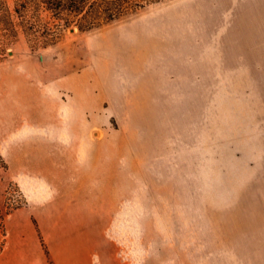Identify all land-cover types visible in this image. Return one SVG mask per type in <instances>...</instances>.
<instances>
[{"label":"rangeland","instance_id":"1","mask_svg":"<svg viewBox=\"0 0 264 264\" xmlns=\"http://www.w3.org/2000/svg\"><path fill=\"white\" fill-rule=\"evenodd\" d=\"M2 48V232L33 211L54 264L49 200L105 264H264V0H162Z\"/></svg>","mask_w":264,"mask_h":264},{"label":"trees","instance_id":"2","mask_svg":"<svg viewBox=\"0 0 264 264\" xmlns=\"http://www.w3.org/2000/svg\"><path fill=\"white\" fill-rule=\"evenodd\" d=\"M162 0H13L10 12L0 0V56L2 46L20 31L32 49L56 45L64 32L76 27L89 31L128 17Z\"/></svg>","mask_w":264,"mask_h":264},{"label":"crops","instance_id":"3","mask_svg":"<svg viewBox=\"0 0 264 264\" xmlns=\"http://www.w3.org/2000/svg\"><path fill=\"white\" fill-rule=\"evenodd\" d=\"M24 185L31 203L37 202L41 195L38 191V184L31 181L30 185L25 183ZM75 185L73 195L78 199L82 196L79 191L80 182H75ZM33 213L31 210L19 209L8 214L4 219L3 232L0 230V264H49L33 221L35 217ZM77 214L57 212L54 203L49 200L46 204L45 219L49 221L47 231L52 232L56 228V221H64L62 233L59 234L58 245L53 248L48 243L49 254L53 263L94 264L91 255L95 253L99 264H105L99 246H94L92 251L87 249L85 240L82 238V225L75 222L80 220ZM37 224L43 234L44 230L40 219Z\"/></svg>","mask_w":264,"mask_h":264}]
</instances>
